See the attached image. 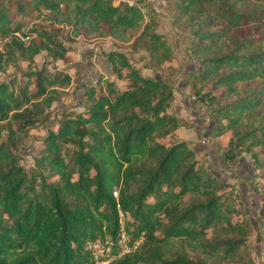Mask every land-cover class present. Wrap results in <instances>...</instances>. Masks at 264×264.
<instances>
[{
    "label": "trees",
    "instance_id": "1",
    "mask_svg": "<svg viewBox=\"0 0 264 264\" xmlns=\"http://www.w3.org/2000/svg\"><path fill=\"white\" fill-rule=\"evenodd\" d=\"M165 1L171 29L187 33L184 54L198 63L179 78L202 116L214 120L208 137L230 134L214 154L229 165L242 148L264 179V0ZM27 2L30 12L45 10L42 18L69 26L72 37L143 49L151 71L177 58L145 0ZM13 4L23 8L21 0ZM5 37L0 72L21 60L26 66L21 84L0 82V264H93L85 242L95 239L109 246L108 264H256L247 246L252 227L230 183L201 166L185 140H171L183 125L172 110L173 83L141 75L115 47L98 54L125 85L103 75L81 85L82 110L58 112L24 167L29 130L50 120L45 112L71 85L65 67L36 68L33 57L44 51L67 62L69 47L53 29L23 30L0 2ZM248 189L264 206V183ZM118 211L127 241L140 238L123 255L115 245Z\"/></svg>",
    "mask_w": 264,
    "mask_h": 264
},
{
    "label": "rangeland",
    "instance_id": "2",
    "mask_svg": "<svg viewBox=\"0 0 264 264\" xmlns=\"http://www.w3.org/2000/svg\"><path fill=\"white\" fill-rule=\"evenodd\" d=\"M27 1L28 0H21V5L23 6V8L21 10H18L13 4V0H0V2H3L10 9V17L12 18L13 22L19 21L22 23L23 30H26L29 27H45L47 29H53L56 31L58 39L65 46L69 47L73 52L76 48V56H70L69 61L73 64V69L76 71L74 72L76 73V76L79 75L77 78H75L76 76L74 75L72 76L74 80L67 90L66 96L62 97L58 102H53L50 108L45 112L50 120L45 122L43 125L37 124L36 127L29 130V135L22 145V159L20 161V163H22L24 167L29 168L32 163L31 155L35 153L39 148L40 139L45 135L47 127L53 128L55 125L54 122H51V119L55 118L56 114H58V112L62 110H82V99L79 95L81 87L80 83H84L85 81H90V83H92L93 79L97 75L95 73L99 70V65L96 64L94 60L95 56H97L101 49L106 50L109 47L113 48L115 46L112 43L108 44L105 39H101V41L98 43L91 40L89 42L84 38L82 34L72 37L69 34V26L53 24L47 21L45 18H42L43 16L40 17V13L45 10H40L39 13L38 11L30 12L29 9L31 8V6ZM113 1L114 3H117L119 0ZM246 7L250 8V5H247ZM161 23L162 25L159 29L165 32L167 36L166 38L168 40L174 42L177 48V58L175 62L169 61V63H164L161 71H158L159 73L157 71H151L149 69L148 57L143 49L131 51L127 45L122 44L117 45L115 48L125 52L131 64H133L134 66H138L140 69L147 68V70H143L146 72H152L156 76L159 75V77L161 78L166 77V80L173 83V111L175 112L177 118L182 121L184 126H186L184 128H179L177 132H175V138L179 140H185L190 148L196 149L195 157L197 159V162L209 172L213 171L216 176H214L213 174L212 175L218 181H229L232 194L235 198L237 197L238 201L242 204V208L248 215V219L252 227L247 237V246L251 258L256 264H264V206H261V203H258V200L255 198V196H248L249 194H247L248 182H252L257 186L264 183V179L260 177L262 170L257 166L255 162H253L250 152H245L242 148L239 149L238 156L234 159L232 164H225L226 168L221 166L222 168L218 170L217 166L216 168L213 167L214 163L212 162L214 158L211 156V152H213L214 154V149H210V140L206 141L208 140L207 134L209 133V131H207V134L203 136L204 131L208 129L209 120L204 119L200 121V113L203 112L202 110L197 108V105L194 103L192 96L188 93L189 90L188 92H186L185 90L175 88L177 84L174 77L177 76V72L179 70H189L191 67H194L197 64V61L196 63H194L193 59H188V56L186 57V55H182L183 51L187 49V33L180 30H167V26L163 20ZM76 42H78L79 45H77L76 47L74 46L75 48L72 47L71 45H74L73 43ZM184 58H187L190 62H183ZM69 61H51L50 58L45 55L44 51L39 52L33 57V65L36 68L40 67L42 63H45L48 69H50L53 64L56 67L61 68L70 65ZM25 66L26 62L21 60L18 61L17 66L7 67L3 72H0V82L7 81L8 79L13 78L16 82V85L21 84V81H23L21 73L24 71ZM172 68L174 70H172ZM112 76L116 80L117 86L122 88L123 85H125L126 81L124 79L117 80L113 74ZM180 87H182V85H180ZM212 124L213 121H211V125ZM4 135L5 130L2 129L0 131V136ZM229 136L230 134L226 133L225 137L227 139ZM172 138L174 137H171V140ZM169 140L170 139L168 138L162 139L164 143H167V141ZM212 168L215 169L212 170ZM218 171L222 173V176L218 175ZM114 190L116 191V189ZM124 238L128 240V236L126 234ZM139 241L140 238L135 240L133 243L136 244V242L138 243ZM100 247L102 248V251L97 256L98 261H102L106 257V255H109L110 258H113V255H110L108 253L109 246H103V244L100 242Z\"/></svg>",
    "mask_w": 264,
    "mask_h": 264
},
{
    "label": "crops",
    "instance_id": "3",
    "mask_svg": "<svg viewBox=\"0 0 264 264\" xmlns=\"http://www.w3.org/2000/svg\"><path fill=\"white\" fill-rule=\"evenodd\" d=\"M145 1H147V2H149L150 4H151V6L153 7V9L156 11V12H158L159 13V22H158V24H157V26H156V31L157 32H160V33H162V34H164L165 35V37H167L166 36V34H165V32L164 31H162V30H160L159 28H160V26L162 25V20L164 21V23L166 24V26H167V30H172L171 29V26H170V23H169V20H168V12H167V10H166V1L165 0H145ZM129 3H130V1H129ZM101 39H105L106 40V42L108 43V44H110L111 43V41H110V39L109 38H107V37H104V38H100V39H97L96 41L95 40H91V41H94V42H96V43H98V42H100L101 41ZM89 42H90V40H88ZM74 45H71L72 47H76L77 45H79L78 44V42H76V43H73ZM74 47V48H75ZM74 48H72V49H74ZM112 47H109L108 49H106V50H109V49H111ZM81 50V49H80ZM101 50H104V49H101ZM106 50H104V51H106ZM76 48H75V51L73 52L72 50H70V48H69V51L67 52V55H68V57L70 58V56L71 57H75L76 55ZM69 54H71V55H69ZM182 55H185L184 54V52H183V54ZM176 56H177V53H176ZM95 62H96V64H98L99 65V67H98V71H96V73L95 74H97L96 76H95V78L93 79V81H92V83H90V81L89 82H81L80 84L82 85V84H86V85H88V84H94V81L98 78V76H100V75H103V77H107V78H109L110 80H113V81H115V83L117 84V82H116V80L114 79V77L112 76V72H110V70H109V66H108V62L104 59V57H102L101 55H99V54H97V56H95ZM68 61H69V59H68ZM130 61V60H129ZM171 61H173V62H175V60H171ZM170 61V62H171ZM188 59L187 58H184V61L183 62H185V63H188ZM196 61L197 60H194V63H196ZM190 62V61H189ZM69 63H70V61H69ZM166 63H169V62H165V64ZM133 65V64H132ZM164 65V64H163ZM197 65H198V63L194 66V67H191L189 70H191V69H196L197 68ZM135 67H137V68H139L138 66H135ZM65 68H66V71H67V73L70 75V77H71V80H70V83L72 84V82H73V75L74 76H76V73H74V72H76L74 69H73V64L72 63H70V65H68V66H65ZM144 70H147V68L145 69V68H143ZM143 69H140L139 68V70H140V73H141V75H143V76H151V77H155V78H161V77H159V75L158 76H156L154 73H152V72H146V71H144ZM172 70H174L173 68H172ZM180 71H188V70H179L178 72H177V76L176 77H174V79L176 80L175 82H176V89H180V90H185L186 92H188V90H189V95H190V86L188 85V84H186L181 78H179V72ZM158 72V71H157ZM122 73H123V71H122ZM159 73V72H158ZM114 76H115V74H113ZM79 76V75H78ZM78 76H76L75 78H77ZM115 78L118 80V78L115 76ZM163 79H166V77L164 78L163 77ZM120 80V79H119ZM180 85H182V87H180ZM119 87V86H118ZM174 87V86H173ZM81 88L82 87H80V91H79V95H80V93H81ZM174 91V90H173ZM173 101H174V94H173ZM173 101H172V110H173V106H174V104H173ZM175 113V112H174ZM176 115V114H175ZM200 117H201V120L200 121H202V120H209L208 122H209V126H208V129L207 130H205L204 131V135L203 136H205L207 133V131H209V133H210V131H211V129H212V127H213V125H214V120L212 119V118H207V117H204V116H202V113H200ZM211 121H213V124L211 125ZM182 122V121H181ZM181 127H186V126H184V124L182 125V126H180V127H178L175 131H174V134H175V132H177V130L179 129V128H181ZM209 133L207 134V139L208 140H206V141H209L210 140V142H211V146H210V149H215V147L216 146H219V147H224L225 146V144H226V142H227V138L225 137V135H226V133H224V134H222V135H220V136H218V137H215V138H210V137H208L209 136ZM173 137H175V135H173ZM215 143V144H214ZM213 146V147H212ZM212 147V148H211ZM196 150V149H195ZM211 156L214 158L213 159V162L212 163H214L213 164V167H215L216 168V166H217V168H218V170H220V168H222L221 166H223V167H225L226 168V165H225V163L224 162H222L216 155V157L214 156V154H213V152H211ZM215 168H212V170H214ZM211 172V174H213L214 176H216L215 174H214V172L213 171H210ZM218 175H220V176H222V173H220L219 171H218ZM224 182H227V181H224ZM229 182V181H228ZM247 188H248V186H247ZM247 194H249L248 196H255V198L258 200V203L260 204L261 203V196L259 195V194H257V193H254L253 191H250L249 189H248V192H247ZM251 194V195H250Z\"/></svg>",
    "mask_w": 264,
    "mask_h": 264
},
{
    "label": "built area",
    "instance_id": "4",
    "mask_svg": "<svg viewBox=\"0 0 264 264\" xmlns=\"http://www.w3.org/2000/svg\"><path fill=\"white\" fill-rule=\"evenodd\" d=\"M43 14H45V11H42L40 13V17H42ZM14 35L16 37H18L19 40L22 42L26 41V37L20 36L18 33H14ZM8 39H9L8 37H5L4 39H0V44H1L0 45V51H2V43L7 42ZM112 194L115 196V191H113ZM118 215L120 217V219H119V233H118V236L116 238L115 245L117 247V255H123V254L128 253L131 249H133L135 247V245L137 244V242H136V244L129 243L124 238L125 233L123 230V224H122V220H121L122 214L119 211H118ZM122 231H123L124 235L122 234ZM85 248L87 250H89V252L92 256V259H93V264H108V262L111 259L109 255H106V257L102 261L97 260L98 254L101 253V251H102V248L100 247V241L98 239L87 240L85 242Z\"/></svg>",
    "mask_w": 264,
    "mask_h": 264
}]
</instances>
